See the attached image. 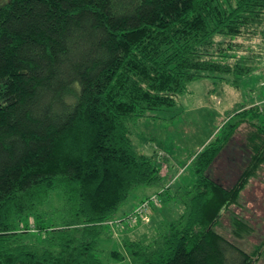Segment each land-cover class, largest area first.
<instances>
[{
    "label": "trees",
    "instance_id": "obj_1",
    "mask_svg": "<svg viewBox=\"0 0 264 264\" xmlns=\"http://www.w3.org/2000/svg\"><path fill=\"white\" fill-rule=\"evenodd\" d=\"M256 73L264 0H0V264H104L100 240L118 211L135 189L162 183L132 125L176 106L191 82L238 89ZM263 104L231 114L196 154L184 212L143 239L125 235L110 258L260 262L264 238L246 251L224 222L236 241L255 232L254 215L237 210L264 175ZM241 127L244 161L227 187L210 170Z\"/></svg>",
    "mask_w": 264,
    "mask_h": 264
},
{
    "label": "rangeland",
    "instance_id": "obj_2",
    "mask_svg": "<svg viewBox=\"0 0 264 264\" xmlns=\"http://www.w3.org/2000/svg\"><path fill=\"white\" fill-rule=\"evenodd\" d=\"M261 103H264L263 73H256L243 81L238 89L226 86L217 79L204 78L189 83L185 91L176 98V106L153 112L151 114L154 117L143 118L132 125V139L136 150L154 159L160 169L162 183L158 187L135 189L118 211L116 222L122 221L121 224L111 227L113 236L105 235L100 240L99 256L104 264H130L128 259L116 261L110 258V252L124 253L121 240L125 235L132 240L143 239L142 235L148 233L155 224L153 216L160 207L159 219L164 225L184 212L185 193L196 183L191 166L196 154L216 136L231 114L245 105ZM245 133L246 129L241 127L223 156L210 170V175L227 187L235 182L232 176L236 169L234 164H243L244 157L240 155L244 149ZM162 185L172 186L169 190L170 198H159L156 195ZM153 196H158L160 203L152 209L147 219L132 217L140 201L149 200ZM244 196L243 209H238L237 213L248 218L254 215V234L244 241H236L231 234L232 224L227 221L224 222L225 233L229 232V240L234 241L238 247L250 251L264 238V175L252 181ZM258 264H264V256Z\"/></svg>",
    "mask_w": 264,
    "mask_h": 264
},
{
    "label": "built area",
    "instance_id": "obj_3",
    "mask_svg": "<svg viewBox=\"0 0 264 264\" xmlns=\"http://www.w3.org/2000/svg\"><path fill=\"white\" fill-rule=\"evenodd\" d=\"M159 203L158 196H153L149 200L143 201L137 207L132 217L136 216L141 217L143 220L147 219V217L151 214L152 209L159 206ZM109 224L113 225L114 223L110 222Z\"/></svg>",
    "mask_w": 264,
    "mask_h": 264
},
{
    "label": "crops",
    "instance_id": "obj_4",
    "mask_svg": "<svg viewBox=\"0 0 264 264\" xmlns=\"http://www.w3.org/2000/svg\"><path fill=\"white\" fill-rule=\"evenodd\" d=\"M159 193V192H158ZM157 194V193H156ZM152 195H154V194H152ZM152 195H150V196H152ZM150 196H148V197H150ZM148 197H146V198H148ZM145 198V199H146ZM144 200V199H143ZM142 200V201H143ZM141 202V201H140ZM160 209V210H159ZM155 213H154V216H153V222H155V224L152 226V228L150 229V231L151 230H153V229H155V228H157V227H159V226H161L162 224H163V222L162 221H160V219H159V215H160V213H161V207L159 208ZM133 232H135L134 230H133Z\"/></svg>",
    "mask_w": 264,
    "mask_h": 264
}]
</instances>
